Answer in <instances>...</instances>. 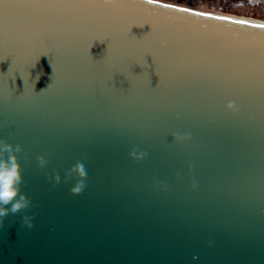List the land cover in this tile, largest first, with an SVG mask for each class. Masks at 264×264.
<instances>
[{"label":"water","instance_id":"water-1","mask_svg":"<svg viewBox=\"0 0 264 264\" xmlns=\"http://www.w3.org/2000/svg\"><path fill=\"white\" fill-rule=\"evenodd\" d=\"M259 25L168 0L8 9L0 160L26 205L0 217V264H264Z\"/></svg>","mask_w":264,"mask_h":264},{"label":"clouds","instance_id":"clouds-1","mask_svg":"<svg viewBox=\"0 0 264 264\" xmlns=\"http://www.w3.org/2000/svg\"><path fill=\"white\" fill-rule=\"evenodd\" d=\"M227 107L229 109L234 108V104L229 102ZM0 151L10 150L11 145L3 144L0 142ZM16 151H19V146H16ZM144 153H130L136 159H141ZM80 176H84V170L82 165H77ZM21 182L20 165L17 162L15 155H10L7 161L0 160V217L6 216L9 211L16 213L25 207L26 201L19 191V184ZM54 183V181H53ZM80 184L73 188L74 192L81 190ZM10 205V207H6ZM23 230H26V225L21 226Z\"/></svg>","mask_w":264,"mask_h":264},{"label":"rangeland","instance_id":"rangeland-1","mask_svg":"<svg viewBox=\"0 0 264 264\" xmlns=\"http://www.w3.org/2000/svg\"><path fill=\"white\" fill-rule=\"evenodd\" d=\"M177 4H182V5H189V4H185L182 2H178V1H174V0H168ZM219 2H221L222 4L226 5V6H233V9H239V12H236L237 10H230L227 11V13H231V14H236V15H240V16H246V17H250V18H255V19H264V17H260V16H255V13L258 12V7H261L262 9H264V0H218ZM212 0H204V1H199L197 2L195 5H189V6H196V7H204L207 9H214L217 10L216 8H214L213 4H212ZM260 8V9H261Z\"/></svg>","mask_w":264,"mask_h":264},{"label":"snow or ice","instance_id":"snow-or-ice-1","mask_svg":"<svg viewBox=\"0 0 264 264\" xmlns=\"http://www.w3.org/2000/svg\"><path fill=\"white\" fill-rule=\"evenodd\" d=\"M25 0H0V17H3L7 10L13 6H19L24 3ZM168 7V5H165ZM180 11H187V9H179ZM217 19H223L222 17H217ZM234 23H244L243 21H234ZM259 27H264V25H259ZM138 67L135 64L129 66V70L135 72L134 69Z\"/></svg>","mask_w":264,"mask_h":264},{"label":"trees","instance_id":"trees-1","mask_svg":"<svg viewBox=\"0 0 264 264\" xmlns=\"http://www.w3.org/2000/svg\"><path fill=\"white\" fill-rule=\"evenodd\" d=\"M174 1H178V2H182V3H185V4H189V5H195L197 2L199 1H204V0H198V1H194L192 2L191 0H174ZM208 1V0H207ZM212 4L214 5L213 7L216 8L217 10H220V11H223V12H227V11H230V10H237L236 12H239L240 10L239 9H233V6H226L224 4H222L221 2H219L218 0H212ZM261 7H258V12L255 13V16H260V17H264V9H260ZM264 20V19H262Z\"/></svg>","mask_w":264,"mask_h":264},{"label":"flooded vegetation","instance_id":"flooded-vegetation-1","mask_svg":"<svg viewBox=\"0 0 264 264\" xmlns=\"http://www.w3.org/2000/svg\"><path fill=\"white\" fill-rule=\"evenodd\" d=\"M192 2H194V1H198V0H191ZM257 1V0H256ZM259 1H261V0H259ZM258 2V1H257Z\"/></svg>","mask_w":264,"mask_h":264},{"label":"bare ground","instance_id":"bare-ground-1","mask_svg":"<svg viewBox=\"0 0 264 264\" xmlns=\"http://www.w3.org/2000/svg\"><path fill=\"white\" fill-rule=\"evenodd\" d=\"M204 8V7H203Z\"/></svg>","mask_w":264,"mask_h":264}]
</instances>
